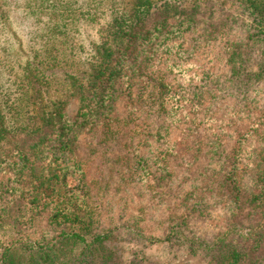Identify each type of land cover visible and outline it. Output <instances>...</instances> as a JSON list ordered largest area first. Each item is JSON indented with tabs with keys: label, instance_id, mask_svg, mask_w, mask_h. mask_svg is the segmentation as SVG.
I'll use <instances>...</instances> for the list:
<instances>
[{
	"label": "rangeland",
	"instance_id": "1",
	"mask_svg": "<svg viewBox=\"0 0 264 264\" xmlns=\"http://www.w3.org/2000/svg\"><path fill=\"white\" fill-rule=\"evenodd\" d=\"M111 1L0 0V106L8 125L15 118L11 101L19 96L25 70L34 56L53 48L56 40L58 47H64L62 43L66 40L61 35L64 32L80 57L96 56L110 19L107 7ZM115 1L126 12L136 2ZM200 5L194 20L183 25L181 33L170 41L181 44L189 53L180 56L173 50L164 51L165 55H171L169 61L184 63V67L171 74L176 79L171 80L173 86L166 90L163 104L149 91L144 98L130 97L134 90L126 88L129 83H123L122 77L139 82L146 76L141 74L149 65L146 56L134 57L114 79L107 80L102 90L104 100L96 106L100 109L83 114L85 104L81 97L71 99L66 111L70 123L55 133L54 146L43 150L55 162H66L65 175L61 174L52 185L57 206L75 207L85 214L100 200L88 201L87 187L81 178L92 176L100 186L107 175L111 176L100 203L101 222L91 229L92 233L104 235V246L114 254L110 264H211V247L217 234L238 219L240 222L233 224L235 229L248 236L254 224L253 220L237 216L240 208L251 207L248 201L243 203L237 197V189L242 188L248 196L254 192L258 184L256 161L264 143L260 139L258 146H238L247 115L254 116L256 110L264 109V79L240 90L244 82L239 83L235 96L226 92L233 87L232 83L221 89L210 85L230 74L227 59L233 58L246 69H258L262 44L249 42L241 24H234L224 37L209 34L211 25L222 21L221 12L215 9L210 13ZM237 45H241L240 54ZM175 81L181 84L176 85ZM138 84L137 90L141 83ZM210 89L225 97L224 104L215 110ZM182 91L186 96L180 100L177 94H183ZM57 95L51 92L49 98ZM108 113L116 116L111 123L119 135L115 143L106 147L100 141L105 140L109 124L101 116ZM213 114L217 117L214 123L219 136L212 134L213 124L206 122L197 127L188 120ZM192 131L200 133L199 138L192 139L197 143L194 150L200 147V151L188 156L189 160L176 170L169 169L179 163L174 157L173 143L183 132ZM83 160H88L87 170H82ZM1 171L0 168V181ZM171 177L170 196L159 197L157 191ZM1 187L2 182L0 253L8 243L22 238L21 233L28 231L29 243L40 230L29 231L24 226L30 214L26 194L1 191ZM193 190L199 191L197 198L188 196ZM13 206L8 217V208ZM252 214L264 215L263 206L252 208ZM82 249L83 246H76L75 253L80 254ZM97 256L99 262L102 253Z\"/></svg>",
	"mask_w": 264,
	"mask_h": 264
},
{
	"label": "trees",
	"instance_id": "2",
	"mask_svg": "<svg viewBox=\"0 0 264 264\" xmlns=\"http://www.w3.org/2000/svg\"><path fill=\"white\" fill-rule=\"evenodd\" d=\"M201 3L210 13L215 9L221 12L222 21L219 25H211L209 34L213 32L217 37H224L225 32L234 24H241L249 42L262 44L259 63L256 65L258 69L243 68L242 63H236V60L230 58L227 59L230 74L226 78L215 79L216 83L210 85L221 89L232 83L233 87L226 92L235 96L239 83L244 82L239 86L240 90L252 82L264 79V0H136L130 12L122 10L112 0L107 7L110 19L96 56L88 59L80 57L71 48L66 32L61 34L66 42L60 41L64 47H58L56 41L59 40H56L53 48L34 56L25 70L19 96L11 101L15 113L11 125H8L7 116L0 106V168L3 174L0 183L2 182L1 191H22L26 194L24 197L28 199L26 205L29 206L30 214L24 226L29 231L37 228L40 230L32 235L34 241L28 243L26 237L30 235L26 231L21 233L24 235L22 238L4 246L0 253V264H110L114 254L104 246V235L92 233L91 229L96 222H101L100 203L106 194L111 176L107 175L105 183L101 182L100 186L93 181L92 176L85 175L81 178V182L87 187L88 201L95 203L94 201L100 200L85 214L75 207H60V204L57 206L52 185L61 174L65 175L66 162H55L43 150L50 145L54 146L52 138L55 133L60 127L70 123L66 111L71 99L81 97L85 104L83 114L94 113L96 109H100L96 106L104 100L102 90L107 80L114 79L115 74L134 57L146 56L145 60L149 65L141 74L146 76L139 79L140 91L135 89L139 86L136 79L122 77L123 83H129L126 88L134 90L130 92V97L144 98L149 91V95L155 96L163 104L166 90L173 86L171 80L176 79L171 74L184 67V63L169 61L171 55H165L164 51L173 50L180 56L189 53L182 49L181 44H170V41L181 33L183 25L194 20ZM239 46L241 45L236 48L237 54ZM175 82L176 85L180 83ZM51 92L58 95L50 99ZM209 94L216 104L212 110L224 104L222 102L225 97L220 91L210 89ZM177 95L180 100L186 96L184 92ZM247 116L248 119L242 124L241 143L238 148L243 147L241 144L258 146L260 139L264 143V109L256 110L254 116ZM101 117L109 124L105 140L100 141L107 147L115 143L119 135L111 123L115 122L116 116L108 113ZM188 120L197 127L201 123L209 122L214 125L212 134L220 135L215 127L217 117L214 114L207 118L194 116ZM194 136L199 138L200 133L183 132L173 143V153H176L174 157L179 163L171 165L169 169L176 170L189 160L188 156L200 151V147L194 150V145L197 144L192 140ZM100 146L98 144V148ZM256 165L258 184L254 192L248 196L242 188L237 189V197L243 203L248 201L251 204L250 208H240L237 216L253 220L252 229L248 236H244L233 225L240 221H231L227 229L214 238L211 264L264 262V215L257 217L252 214L255 206L262 205L264 209V148ZM88 166V160H83L84 169H81L87 170ZM172 179L173 177L162 185V190L157 191L159 197L163 194L170 196L173 189L168 191V184ZM190 192L189 197L197 198L198 190ZM174 208L177 210L176 205ZM13 209L14 206L8 208V217ZM76 246H83L78 255L75 253ZM100 253L102 259L98 262L97 255Z\"/></svg>",
	"mask_w": 264,
	"mask_h": 264
}]
</instances>
